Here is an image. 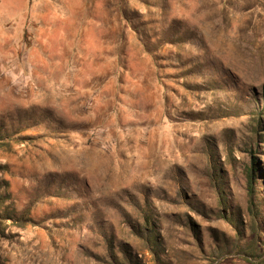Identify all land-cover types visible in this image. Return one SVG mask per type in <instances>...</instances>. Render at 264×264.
Returning a JSON list of instances; mask_svg holds the SVG:
<instances>
[{"label": "rangeland", "instance_id": "obj_1", "mask_svg": "<svg viewBox=\"0 0 264 264\" xmlns=\"http://www.w3.org/2000/svg\"><path fill=\"white\" fill-rule=\"evenodd\" d=\"M0 130V264H264V0H0Z\"/></svg>", "mask_w": 264, "mask_h": 264}, {"label": "trees", "instance_id": "obj_2", "mask_svg": "<svg viewBox=\"0 0 264 264\" xmlns=\"http://www.w3.org/2000/svg\"><path fill=\"white\" fill-rule=\"evenodd\" d=\"M0 136H1V130H0ZM253 157V159H255L254 157V155L252 156ZM258 170H259V165H258V163L256 162V159H255V162H254V164H253V166L252 165H250L249 167H248V170H247V172L249 173L250 171H252V173H254L255 175L257 174V172H258ZM252 185V184H251ZM253 186V185H252ZM251 196H252V198L253 197H255V194H254V192H253V189L251 190ZM254 194V195H253ZM9 198L10 197H0V215H2V217H1V219H0V224H2L3 222H11V221H16V220H19L18 218L19 217H17L16 215H15V213H10V212H8V211H4V212H2V209H1V207L4 205V203L7 201V200H9ZM251 204H252V208H251V211L253 212L254 211V207L256 206L255 205V202H254V199H252V202H251ZM256 208V207H255ZM255 213H256V211H255Z\"/></svg>", "mask_w": 264, "mask_h": 264}]
</instances>
